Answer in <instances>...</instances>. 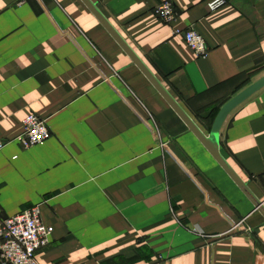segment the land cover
Returning <instances> with one entry per match:
<instances>
[{
    "label": "crops",
    "instance_id": "1",
    "mask_svg": "<svg viewBox=\"0 0 264 264\" xmlns=\"http://www.w3.org/2000/svg\"><path fill=\"white\" fill-rule=\"evenodd\" d=\"M264 201V0H93ZM37 114L52 136L15 138ZM0 223L40 205V264H264V215L82 0H0Z\"/></svg>",
    "mask_w": 264,
    "mask_h": 264
},
{
    "label": "built area",
    "instance_id": "2",
    "mask_svg": "<svg viewBox=\"0 0 264 264\" xmlns=\"http://www.w3.org/2000/svg\"><path fill=\"white\" fill-rule=\"evenodd\" d=\"M227 3L226 0H213L208 6L215 11ZM161 20L173 27V34L181 35L188 46L199 58H207L210 54L205 38L194 28H181L177 21L175 4L166 0L155 8ZM52 136L47 120L37 114H30L23 120V131L15 140L29 149L44 144ZM8 141L0 139V150ZM54 228L46 225L42 218L41 206L25 209L0 223V264H40L37 254L48 247L52 240Z\"/></svg>",
    "mask_w": 264,
    "mask_h": 264
},
{
    "label": "water",
    "instance_id": "3",
    "mask_svg": "<svg viewBox=\"0 0 264 264\" xmlns=\"http://www.w3.org/2000/svg\"><path fill=\"white\" fill-rule=\"evenodd\" d=\"M87 7L93 12V14L100 20L104 27L109 31V33L115 38L119 45L126 51L130 56L132 61L144 72V74L149 78L153 85L158 89V91L163 95L167 102L173 107V109L179 114V116L185 121L189 129L200 139V141L205 145V147L211 152L215 159L220 163V165L225 169L229 176L235 181V183L242 189V191L247 195V197L253 202L255 207L264 215V201L261 200L251 189L248 182H246L239 173L234 169V167L227 161L220 151V141H221V128L224 124L226 117L229 112L241 101L238 97L233 101L229 102L218 115L214 127L209 135L205 134L199 125L193 120V118L187 113V111L181 106V104L172 96V94L167 90L163 83L153 74V72L148 68V66L142 61L139 55L134 51V49L129 45V43L124 39L120 32L115 28V26L109 21V19L100 10L98 5L93 0H82Z\"/></svg>",
    "mask_w": 264,
    "mask_h": 264
}]
</instances>
